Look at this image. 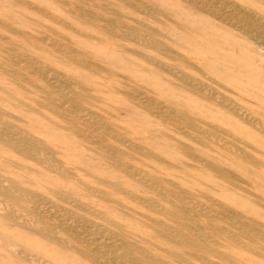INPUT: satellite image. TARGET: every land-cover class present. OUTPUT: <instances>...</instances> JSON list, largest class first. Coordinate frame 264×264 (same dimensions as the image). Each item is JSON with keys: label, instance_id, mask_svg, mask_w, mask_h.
<instances>
[{"label": "rangeland", "instance_id": "1", "mask_svg": "<svg viewBox=\"0 0 264 264\" xmlns=\"http://www.w3.org/2000/svg\"><path fill=\"white\" fill-rule=\"evenodd\" d=\"M263 28L264 0H0V97L23 98L29 113L5 108L38 123L39 136L68 157L58 163L61 172L24 160L40 174L8 169V176L42 195L45 203H53L55 208L46 211L42 221L56 233L50 241L32 231L0 225V264H28L10 254L4 242H14L51 264H103L92 255L103 254L105 248L89 233L90 221L100 219L81 207H70L55 192L104 212L129 235L146 240L153 233L146 226L150 216L165 218L113 190L109 182L161 207L174 209L177 203L170 194L169 199L160 198L150 186L127 177L109 157L115 149L99 148L95 137H82L81 132L87 130L83 122L70 125L57 116L42 91L46 79L53 77L71 81L69 88L89 97L80 103L84 112L141 148L129 150L110 136L104 139L107 145L124 151L129 165L166 189L165 195L179 191L195 204L264 227ZM16 55L33 60L50 74L39 75V79L23 67L19 71L26 82L12 79L6 72ZM52 97L62 102L58 94ZM231 105L240 110L235 113ZM177 113L194 126L175 121ZM241 113L250 121L241 118ZM1 149L11 151L8 146ZM66 227L76 230L70 232ZM57 231L61 237L56 236ZM106 255L111 260L113 253Z\"/></svg>", "mask_w": 264, "mask_h": 264}, {"label": "bare ground", "instance_id": "2", "mask_svg": "<svg viewBox=\"0 0 264 264\" xmlns=\"http://www.w3.org/2000/svg\"><path fill=\"white\" fill-rule=\"evenodd\" d=\"M259 25H260V23H259ZM253 27H255V25ZM91 31H93V30H91ZM257 31L260 32L259 28ZM137 34H138V32H137ZM257 39H261V38H257ZM137 43H138V41H137ZM74 57H76V56H74ZM78 57L79 56H77L76 58H78ZM15 58H16V61H14L12 67L10 69H8L6 72L7 74H9L10 77H12V79H16L19 82L22 81V83L26 82L25 77L22 74L23 72L21 73V71H19V69H21L23 67H25L26 70L30 71L31 72L30 74H33V73L38 74V78H39V75L40 76L46 75V77H48L47 74L48 75L50 74L49 70L41 67L39 64H37L33 60H29L28 58L23 59L19 55H16ZM83 58H85V57H83ZM83 58L81 57V59H83ZM77 61H79V60H77ZM85 62H86V60H85ZM85 64H88V63L86 62ZM58 66H60V65H58ZM91 66H93V65H91ZM52 74H53V72H52ZM61 77H63V76H61ZM41 78L42 77H40L39 79H41ZM46 80H47V85L44 89H42V91H44L47 94V96H49L50 107L52 108L53 111L58 113L57 116L61 115V119H62V117H64L70 125L74 124L76 121L83 122V124L87 127V130H84L81 132L84 135L83 136L81 134L82 137H84V138L89 137V138H91V140H92V137L93 138L95 137V140H96L95 143H96V145L99 146V148L109 149V151L115 149L112 151V153H109V157L113 160V162L114 161L116 162V164H117L116 166L127 177L131 178L132 180L137 181V183L140 182L139 183L140 185L142 183V184L150 186L151 189L159 195L158 197L161 196V197H165V198L167 197L168 198L167 195L170 194L172 196V198H174L177 201L176 205L174 206V209H168V208L159 206L158 204H156L152 200L140 198L137 195L130 193L129 190H128L129 192L125 191L126 189L123 190L124 187L122 188V186L120 187L116 183L109 182L111 185V188H113V190L119 192L120 194H124V195L128 196L130 199H133L134 202L136 201L137 204H140L141 206L145 207L148 211H151V213L161 215L162 217L165 218V220L167 219V222H166L165 220H162V219H156V218L151 219V216H150V218L148 219L149 225H146V226L151 228L153 233H152V236H150V237H152V239L150 240V237H149L146 240L145 238L140 237V236H137V238H136V237L129 235V233L127 231H125L126 229H123L122 226H120V224L118 222L114 221L112 218H109L107 216V214L106 215L103 214L104 212L101 213V212L95 211L93 209H89L90 207L88 208V205L86 207L80 201H77L76 199L72 198L71 196L69 197L68 194H65L63 192H55V190L53 192L51 191V193L55 192L54 194H57L59 197H61L64 202L68 203L69 206L71 205L72 207H74V206L75 207H81L90 216H93V217L100 219V222H91L90 221L91 229H92V230L90 229L91 232H89L90 235H92L90 237L95 236L96 239L95 238L94 239L98 242V246L100 248H103V249L105 248L103 254H100V255L99 254L98 255L93 254L92 255L94 260L100 261L103 264H110L112 262L111 261L112 259H113V261L117 262L118 264H249L250 261L248 259L252 258L255 261H257L259 264H264V227L263 226H261L257 223L247 222V221L243 220L242 218H240L239 216L234 215V214H226L223 212L211 210L210 209L211 207L207 209L203 206H200L199 204H195L193 201H191V199L189 200L188 198L184 197V194L179 192V191H173L172 190L173 192H171V193L167 192L168 194L165 195L166 189L164 188V185H163V188L165 189V191L158 188L159 186L158 187L156 186V182L152 183V178L149 175H147V174L137 170L133 166L129 165L124 160V151L123 150H118L117 148L110 146V145H107V143H105L104 139H106V136L107 137L110 136V138L112 137L114 141L121 143L124 147L128 148L129 150L131 149V150H136V151L138 150L139 151V149H140V151H141V148L137 147L136 143H133L131 141H127L128 139L125 140L126 138L122 139L121 138L122 136L119 137L117 133L116 134L113 133L111 130L112 128L111 129L109 128L110 129L109 130L106 127L105 123L102 120L98 119V117L96 118L94 115L92 116L91 113H87V112L83 111L80 103L82 101L86 100V98H89L88 95H82L79 91H76L75 89L69 88V86H70V84H72V82L69 80H66L65 78L59 80V78L53 77V78H48ZM180 83H182V82H180ZM24 84H26V83H24ZM30 84H31V82H30ZM20 85H21V83H20ZM191 86H192V84H191ZM195 88H197V87H195ZM37 89H38V87H37ZM40 89H39V91H40ZM180 89H182V88H180ZM201 91H203V90H201ZM45 93H43V94H45ZM53 94H58L60 100L62 101L61 103L59 102L60 104L55 102L56 99H54V97H52ZM26 103L27 102H25L23 100V98L14 97L11 95H5L3 97H0V225H10V226L13 225L15 227H18V228H21L24 230L32 231V232L42 236L43 238L51 241L53 238H55L56 232L54 233L52 231L51 225L48 222H43L42 218L45 217V216H43V214L46 211L53 208V206H54L53 203L51 201H48V200H47V203H45L44 202L45 198L42 195H39L33 191L26 189L25 187H23L19 183L20 180L18 181L17 179L8 176V169H16V171L17 170L23 171L26 174H29V173L40 174L39 169L36 166L30 167V166H27L24 164L25 163L24 161H29V162L35 163L40 168H46V169H50V170L54 169L56 171L58 170L59 172H61L63 170H61L58 163L61 162V160L62 161L68 160V157L66 156V154H63V152L61 153L58 149H56V147L53 146V144L46 142L45 140H43L39 136V131H41V129H40L41 126L37 125L38 123L36 125L32 124V122L30 120L25 119L26 117L25 118L20 117V116L16 115L14 112L8 110L9 108H12L14 110H20V111L29 113L31 110L28 108ZM6 105L9 106V107H7L8 109L5 108ZM46 107H49V106H46ZM177 107H178V105H177ZM234 108L235 107H233L231 105V110L235 111V113H236L238 108H235V109ZM239 110L240 109H238V111ZM49 112H50V108H49ZM66 112L70 116L68 114H66ZM54 115H56V114H54ZM176 115H177L176 116L177 119L175 118V121H177L178 123H181V124H187L188 123L191 127L194 126L193 123L191 121H189L188 118L183 116V114L179 116V114L177 113ZM240 115H241V118L243 117V118H245V120L250 121L248 115L246 116L242 113ZM72 116L76 117L77 119L73 118ZM251 120L253 121L254 119H251ZM68 123H67V125H68ZM44 125H46V124H44ZM260 125H261V123H260ZM78 131H79V129H78ZM44 133H45V131H44ZM76 133H78V132H76ZM87 141L89 142L90 140L88 139ZM2 146H8L11 149V151L10 150L9 151L2 150L1 149ZM106 157H108V156H106ZM64 171H66V170H64ZM65 175H67V174H65ZM20 177H18V178H20ZM65 177L67 178V176H65ZM21 180H23V179L21 178ZM76 182H77V180H76ZM104 183H105V181H104ZM172 186H174V185L171 184V187ZM76 187H79V185H77ZM146 188H148V187H146ZM169 191H171V190H169ZM99 192H101V191H99ZM169 198H170V196H169ZM106 203H108V202H106ZM28 204H31L33 207L32 208L29 207ZM47 204H49V205H47ZM113 204L117 205V202H114ZM59 207L60 206H58V208ZM54 208H55V206H54ZM60 211L61 210H59V212ZM67 212H70V211L68 210ZM228 212H229V210H228ZM55 215H57V214H55ZM78 215H77V217L79 218L80 216H78ZM53 216H51V218ZM63 216H61V217H63ZM56 217H58V215ZM155 217H156V215H155ZM64 218H66V217H64ZM68 218L71 219V216ZM78 218H77V220H78ZM58 219H59V217H58ZM81 219L82 218H80V220ZM72 223H73V221H72ZM79 223L80 222H78V224ZM79 225H81V224H79ZM85 225H87V224H85ZM89 226H90V224H89ZM76 227H78V225ZM66 229L70 232L71 231L74 232V230H76V229H73L72 227H68V228L66 227ZM57 230H60V228L59 229L57 228ZM84 230L85 229H83V231ZM85 231L88 232L87 229ZM85 231H84V233H86ZM58 234L59 233L57 231L56 236ZM60 234H62L61 231H60ZM5 235H4V237H5ZM58 236H60V235H58ZM0 237H2V236H0ZM61 239L62 238H60L59 240H61ZM57 240H56V242H57ZM61 241L64 242L63 240H61ZM80 241H79V243H80ZM96 241H95V243H96ZM3 242L4 241H2V243ZM89 242H88V244H89ZM156 242H159V244ZM90 243H92V242H90ZM142 243H143V246L141 245ZM14 244H15L14 242H13V244L10 242H4V245H5L4 247H6L9 250L10 254L12 253L15 256L19 257V259L21 258L22 260L25 261V263L27 262L28 264H51L49 262H46L45 259L42 260L39 257L33 255L32 254L33 252L30 251L31 253H27L28 251H24L22 248L18 247L17 245H14ZM65 245L66 244H64V246ZM75 248H78V247H75ZM80 249L82 250L81 247H80ZM96 250H97V248H96ZM111 252L113 253V255H111L112 259L110 260V258L107 259L104 256V254L106 253L108 256H110L109 253H111ZM85 254H87V253H85ZM79 256H81V255L79 254ZM91 262H93V261H91ZM99 264H101V263H99Z\"/></svg>", "mask_w": 264, "mask_h": 264}]
</instances>
